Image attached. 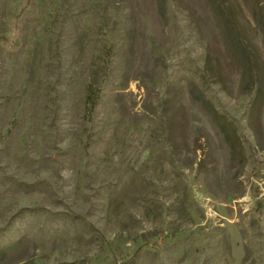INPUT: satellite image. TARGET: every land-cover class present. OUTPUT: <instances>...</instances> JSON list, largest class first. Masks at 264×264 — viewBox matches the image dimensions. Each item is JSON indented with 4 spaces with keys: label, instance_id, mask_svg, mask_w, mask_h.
Listing matches in <instances>:
<instances>
[{
    "label": "rangeland",
    "instance_id": "rangeland-1",
    "mask_svg": "<svg viewBox=\"0 0 264 264\" xmlns=\"http://www.w3.org/2000/svg\"><path fill=\"white\" fill-rule=\"evenodd\" d=\"M216 4L0 0V264H264V0Z\"/></svg>",
    "mask_w": 264,
    "mask_h": 264
},
{
    "label": "trees",
    "instance_id": "trees-1",
    "mask_svg": "<svg viewBox=\"0 0 264 264\" xmlns=\"http://www.w3.org/2000/svg\"><path fill=\"white\" fill-rule=\"evenodd\" d=\"M166 1L167 0H157V6L160 15L164 16L165 8H166ZM217 4L215 6V12L216 14L228 25V19L230 13L228 12L226 7H223L224 0H216ZM227 35V39L229 41V44L231 48L235 51V54L238 56L241 61L247 62V64L250 62L248 57L246 56V49L243 43L240 41V39L232 32L231 29H224ZM247 68V67H246ZM248 69V68H247ZM252 83L255 84L256 79H252L253 75L250 72ZM98 89L94 87L92 83L88 85V89L85 95V104L87 107L88 112H93L96 104H97V97H98ZM189 92L192 96V98L199 102L202 108L210 115L212 121L217 125L220 132L223 135V138L225 142L227 143L228 147L233 151L236 149V146H240L239 139L237 137L236 131L234 127H232V124L230 121H228L224 116L219 114L217 110L213 107V105L210 103L208 99L204 96L203 92L198 89V87L191 83L189 87ZM8 247H2L0 248V261L3 260L9 251Z\"/></svg>",
    "mask_w": 264,
    "mask_h": 264
}]
</instances>
